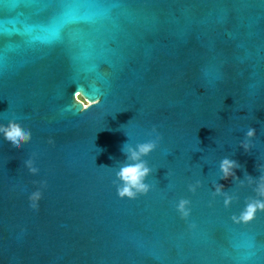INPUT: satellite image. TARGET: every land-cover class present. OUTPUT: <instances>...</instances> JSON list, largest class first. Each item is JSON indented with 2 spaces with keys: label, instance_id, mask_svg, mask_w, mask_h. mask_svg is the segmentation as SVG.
<instances>
[{
  "label": "water",
  "instance_id": "water-1",
  "mask_svg": "<svg viewBox=\"0 0 264 264\" xmlns=\"http://www.w3.org/2000/svg\"><path fill=\"white\" fill-rule=\"evenodd\" d=\"M78 89L101 102L80 111ZM13 119L32 138L0 133V264H264V211L232 219L255 184L219 169L264 164V0H0V124ZM153 126V187L120 198L121 148Z\"/></svg>",
  "mask_w": 264,
  "mask_h": 264
},
{
  "label": "clouds",
  "instance_id": "clouds-1",
  "mask_svg": "<svg viewBox=\"0 0 264 264\" xmlns=\"http://www.w3.org/2000/svg\"><path fill=\"white\" fill-rule=\"evenodd\" d=\"M74 99L79 102L82 107L80 111H86L93 105L99 104L100 97L97 96L95 99H90L86 97V94L81 90H76L73 94ZM0 133L3 134L4 138L11 143L12 147L15 149H20L23 144L28 143L32 138V133L29 129L21 126L16 120H9L7 124H0ZM155 134L154 139H149L145 142H140L132 145L128 142L123 144L121 151L124 153L126 159L125 162L116 171V180L113 181L117 186V194L120 198L127 197L129 199H135L138 195L147 194L153 187L151 184L146 183V178L152 173L153 169L149 166L147 160L144 157L148 156L153 152L161 140V135L157 131L156 127L153 126L149 135ZM256 136V129L249 127L245 133V139L240 142V146L245 150V152L250 151L252 147V138ZM49 143H53L50 139ZM25 166L28 168L29 172L32 174H37L39 168L35 166L34 160L29 158L25 162ZM107 167V166H103ZM242 165L229 157H224L219 164L220 172L222 173L221 178L227 179L232 177L234 180L240 182L241 185L247 180L249 185L255 184L254 191L256 193L255 197H249L246 200L245 207L240 212V214L233 215L232 219L239 222H249L254 219L257 211H264V164L257 165L261 171L259 177H253L247 172H245V179L239 180L236 177L235 169L241 168ZM200 181H196L195 184H189V190L195 192L197 187L200 185ZM42 186L46 185V181L41 182ZM215 191L213 195H223L224 205L228 207L231 205L233 196L229 195L222 184L214 183ZM42 198V192L36 190L31 193L29 200L31 201V207L37 209L39 207L38 201ZM191 201L186 198H181L176 205L177 211L179 212L181 218L186 219L189 217L191 209L189 207Z\"/></svg>",
  "mask_w": 264,
  "mask_h": 264
}]
</instances>
